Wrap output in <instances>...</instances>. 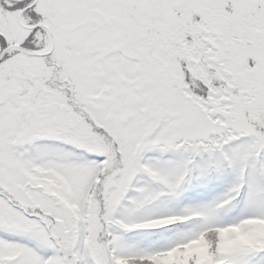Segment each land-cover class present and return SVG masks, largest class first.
I'll use <instances>...</instances> for the list:
<instances>
[{"label":"snow or ice","instance_id":"6c2138e0","mask_svg":"<svg viewBox=\"0 0 264 264\" xmlns=\"http://www.w3.org/2000/svg\"><path fill=\"white\" fill-rule=\"evenodd\" d=\"M0 264H264V0H0Z\"/></svg>","mask_w":264,"mask_h":264}]
</instances>
